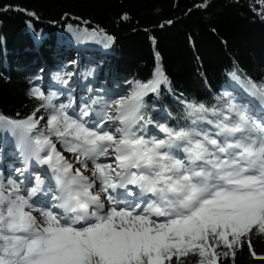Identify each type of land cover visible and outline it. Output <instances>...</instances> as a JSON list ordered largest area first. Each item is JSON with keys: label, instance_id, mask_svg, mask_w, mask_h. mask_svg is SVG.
Listing matches in <instances>:
<instances>
[{"label": "trees", "instance_id": "trees-1", "mask_svg": "<svg viewBox=\"0 0 264 264\" xmlns=\"http://www.w3.org/2000/svg\"><path fill=\"white\" fill-rule=\"evenodd\" d=\"M70 28L100 34L101 45L77 52ZM77 62L80 102H90L89 89L100 100H121L158 72L159 90L144 99L143 122L201 141L211 136L203 117L230 124V111L245 112L230 74L264 92V0H0V118L42 116L36 135H63L66 146L73 126L53 90ZM0 131L8 137L7 126ZM5 202L0 196V258H12L17 236ZM202 221L181 248L162 250L163 264H204V246L217 264H264V189ZM25 247L17 264H106L91 239L73 256L47 259L38 244ZM147 261L145 255L121 264Z\"/></svg>", "mask_w": 264, "mask_h": 264}, {"label": "rangeland", "instance_id": "rangeland-1", "mask_svg": "<svg viewBox=\"0 0 264 264\" xmlns=\"http://www.w3.org/2000/svg\"><path fill=\"white\" fill-rule=\"evenodd\" d=\"M71 32L74 35V41L78 39L75 37H78L79 34L76 32L74 28H71ZM85 33V30L82 32ZM80 33V35L82 34ZM92 72L90 73V75ZM77 76L75 75L74 79L70 82H68L66 85L63 86V90H69L66 93V97H64V93L62 90L61 93V99L60 101H63V109L67 112H70L71 115L75 116L76 114H73L71 108H75L76 105H78L75 91H71L72 82L77 81ZM232 82L236 83L237 78L232 77ZM160 85V75L157 73L155 80L153 83L149 86L137 84L136 85V91L131 92L127 95L125 100L121 103V105L116 107V110H106L105 104H101L98 109H96V105L98 102L93 103V105H88V110L90 112H93L94 114L102 117L100 124L104 126L103 129L107 132V134L111 137L109 140L112 141L113 138H119L122 137L120 135V132L122 134L125 133L123 124L129 126L133 125L134 123H137V118H139V104L131 105L134 107L130 108V106L127 107L126 103L130 100H137V96H139L142 91H155L157 92ZM243 86L240 85L239 91L243 93L244 97L248 100L247 106H250L253 109L252 114H254L255 119L258 121L259 131L257 132V138L261 141H264V117H261V113L258 112L259 108H264V99L258 95L254 89L246 90L242 88ZM74 88V87H73ZM238 89V87H237ZM244 91H243V90ZM84 91V89H83ZM93 99V97H92ZM135 110V111H134ZM107 111V113H106ZM117 111V112H116ZM132 111H134V114L132 115ZM73 112V113H72ZM85 119V115H82ZM76 117H74L75 119ZM30 120H36L37 125L41 124L43 121L40 120V118H31ZM115 120H122L119 122V124L113 125L115 123ZM23 122L16 123V125L13 126V124L10 123L12 126V132L10 134V137L8 139V142L4 144L0 148V167H2V159H6L10 157L9 151L6 152V155L3 156V151L5 145L7 147H11L14 149V145H18L20 141L17 139L14 141V136L18 131H21V136L24 139V142L26 145L30 148L29 154L27 153V156H31L35 152H37V147L31 143V140L29 139L28 133L26 130L23 129ZM84 123V121H83ZM85 123L86 119H85ZM0 124H6L5 120H0ZM122 124V125H121ZM7 125V124H6ZM18 127L21 128L18 131ZM117 127V128H116ZM10 128V126H9ZM115 129V130H114ZM80 133H84L83 129L80 131ZM94 135H96V132L93 131ZM255 132L251 130V134H254ZM220 134H222L220 132ZM228 136V134H226ZM225 135V136H226ZM247 136H250V131L243 134L242 138H245ZM13 140V141H12ZM24 142H21L22 144H25ZM75 142L72 143V150L69 154H64L61 152L59 147V144H55V140L51 138L45 139V141L41 144V147H47L50 146V152L51 156H55L58 153H63L64 157L68 158V162L70 165L75 164L77 169H79V172L86 173L88 176L91 175L92 178L90 179L89 184L100 194H103L105 192V188L103 186V173L108 172L111 178L115 176V173L113 172L114 169L112 167H107L105 169H96L93 163H90L87 161V154H84V152L77 146L74 145ZM177 143V142H176ZM238 145L236 146H228L230 143L224 141V145H227L230 152H235L236 155L229 158H223L221 155H225L226 153H220V156H218L212 164L215 163V165H218L220 163L227 164L228 167L226 171V177H229L228 180H231L233 185L232 191H223L222 189H216V194H229L231 197L236 196L237 194H242L246 190L250 189V182H257L261 179L262 174L264 173V161H262L260 158H256L257 156L254 154L251 140L249 138L242 139L240 142H237ZM77 144V143H76ZM192 147L190 144H188L187 148L188 150H192ZM109 149H112V146H109ZM146 152H148V155L150 159H154L156 157V152L159 150L157 149L154 144L145 145ZM32 150L34 152L32 153ZM23 155V154H22ZM152 155V156H151ZM190 153H181L179 154V160L182 159L183 162H185V173L192 177L193 175V168H189L186 164V160L188 159L192 161V158L190 157ZM105 159V156H103ZM188 158V159H187ZM171 159V157H170ZM19 156L18 158H11L8 161H11L12 163H15V168L13 170V178L16 181L15 185H12L13 183L10 181V178H7L5 180H2L1 182V195H4L7 198V206L6 209L8 211L14 210L13 219L16 223V229L17 234L21 235L19 236V241L21 245L25 244L26 240H38L42 239V246L41 248L46 251V254L52 255L56 252H65L67 255L72 256L77 249L81 248L83 245L84 240H86L88 237L92 238L93 246L97 250V255L101 258H103L106 261V264H121V262L126 260H141L143 257L148 256L147 264H163L164 262V254L162 253V250L165 247H175L180 248L179 245L185 242L186 239L191 238V234H186L188 232L189 224L191 222L190 219L193 220V225L198 224V219H196V213L194 212L196 208L199 209H207L211 210V207L215 204H218L221 202L219 199L211 200L210 204H207L205 200H201L200 204L198 199L192 200L189 205H191L192 212L191 214H184L181 210L177 211V215L170 219V220H157L156 218L152 217V212L150 210V213L147 208H145L148 213L143 216H133V215H115L117 218L109 217L110 219L104 220L102 223L96 225L94 228H76L72 225L67 226V230L59 231L63 229L62 226H57L52 223V218L46 214L45 212L41 213L36 208L33 209L32 207H35L31 200V191L28 190L27 186L25 184V174L29 173L30 170L26 169L24 170V167H18L19 164ZM162 161H165L163 157H161ZM88 163V164H86ZM111 164V162L109 163ZM168 162H167V169H168ZM237 164V165H235ZM233 165H235L233 167ZM263 165V166H262ZM160 167H162L163 170L166 169V166L161 164ZM216 172H213L210 167H202V175L200 176L199 182L194 184L196 191L200 195L199 199L204 198H212V196L207 193L205 194L203 190L206 187H216V185L219 184V182H213V185L211 186L208 182L212 179H216L218 175L217 166H215ZM211 172V173H210ZM220 172V171H219ZM210 173V174H209ZM242 173L244 175L243 178H239V174ZM5 174L1 172L0 168V176H4ZM209 175V176H208ZM170 176V174L168 175ZM167 176V177H168ZM22 177V178H21ZM171 177V176H170ZM182 177V176H181ZM175 186H171V188H174L173 194L176 195V192L179 193L182 191V187L179 186L180 184V176H175ZM165 180V179H163ZM245 182V184H243ZM39 182H37L38 184ZM169 184L166 183L165 187H168ZM257 187V186H256ZM258 190V187L257 189ZM187 192V189H186ZM183 192L181 196L184 197ZM261 194V190L259 191V195ZM180 195V194H179ZM190 195V193H188ZM239 196V195H237ZM181 208H185L184 203H182ZM110 212H114V209H110ZM132 217H135L137 219H131ZM137 220L140 222V225L136 224ZM35 223L34 226L31 224ZM166 228V233H162V229ZM161 229V233L158 234V231ZM108 231L110 233H118L120 234L119 238L112 239V238H104L103 231ZM20 231V233H19ZM223 235V234H222ZM157 238V241H154L155 243H152L153 238ZM120 242V248L114 249L116 244ZM204 252L206 254V261L204 264H217L216 259L212 256V251H209V248L206 246L203 247ZM24 249L21 247L15 246L13 248V256L17 257L18 255H21L23 253ZM96 264L97 261L95 260ZM0 264H16V260L9 258H0ZM44 264H48V262H45Z\"/></svg>", "mask_w": 264, "mask_h": 264}, {"label": "bare ground", "instance_id": "bare-ground-1", "mask_svg": "<svg viewBox=\"0 0 264 264\" xmlns=\"http://www.w3.org/2000/svg\"><path fill=\"white\" fill-rule=\"evenodd\" d=\"M139 101H140V98H139V96H137V100H130L129 102H127L126 103V105H127V107L128 106H130V108H133L134 109V107L133 106H131V105H134V104H137V103H139ZM135 111V110H134ZM134 111H132V115L134 114ZM22 124H24L23 125V129L24 130H26V131H28V130H30V129H32V128H34L36 125H37V121L36 120H28V121H26V122H23ZM21 130V128H19L18 127V130ZM17 130V131H18ZM14 139L15 140H19L20 142L19 143H17L18 144V147H19V150L20 151H17V152H20V153H25V155L27 154V152L28 151H30V148L28 147V146H26V143L24 142V139L22 138V136H21V131H18L17 133H16V135L14 136ZM21 142H24L25 144H22ZM9 149H11V147L9 148ZM16 150H17V148H16ZM28 154H29V152H28ZM114 163V162H113ZM112 163V164H113ZM113 166V165H112ZM108 192H110L109 190H108ZM55 199H56V197H50V200L54 203L53 205H55ZM50 200H48V202L50 201ZM130 203V202H129ZM50 204H51V202H50ZM129 209V207H126V206H122V207H120L118 210H117V213H120V212H122V213H124V214H126V215H133V216H143V215H145V210L142 208V210L145 212H142L141 210H139V209H136L135 211H134V213L133 212H126L127 210ZM126 212V213H125ZM57 213H58V210H53V211H51L50 213H48L49 214V216L52 218V223L54 224V225H57V226H62V227H64L63 229H61V230H59L60 232L61 231H63V230H67L68 228H67V226L69 225V223H67V219H63V220H61V219H59V218H57ZM137 213H139V214H137ZM114 218H117V216H115ZM131 219H137V218H135V217H132ZM134 221H136V224L137 225H140V222L139 221H137V220H134ZM166 231V228L165 229H162V233H166L165 232ZM161 233V229L158 231V234H160ZM103 235H104V238H112V239H116V238H119L120 237V234H118V233H108L107 231H105V232H103ZM152 243H155L154 241H157V238H153L152 240ZM120 245H121V243L120 242H118L117 244H116V246L114 247V249H119L120 248Z\"/></svg>", "mask_w": 264, "mask_h": 264}]
</instances>
